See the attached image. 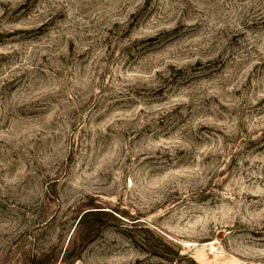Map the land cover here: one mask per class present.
I'll use <instances>...</instances> for the list:
<instances>
[{"label":"rangeland","instance_id":"obj_1","mask_svg":"<svg viewBox=\"0 0 264 264\" xmlns=\"http://www.w3.org/2000/svg\"><path fill=\"white\" fill-rule=\"evenodd\" d=\"M0 264H264V0H0Z\"/></svg>","mask_w":264,"mask_h":264},{"label":"trees","instance_id":"obj_2","mask_svg":"<svg viewBox=\"0 0 264 264\" xmlns=\"http://www.w3.org/2000/svg\"><path fill=\"white\" fill-rule=\"evenodd\" d=\"M102 214H100V212H87L85 213L79 220V224L78 226H83V224H85V222L90 219V218H98V216H101Z\"/></svg>","mask_w":264,"mask_h":264}]
</instances>
